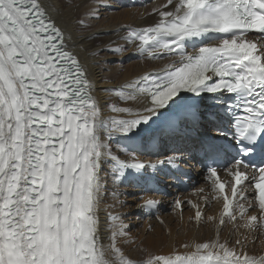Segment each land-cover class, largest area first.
<instances>
[{
  "label": "snow or ice",
  "instance_id": "1",
  "mask_svg": "<svg viewBox=\"0 0 264 264\" xmlns=\"http://www.w3.org/2000/svg\"><path fill=\"white\" fill-rule=\"evenodd\" d=\"M163 8L168 10L154 9L157 23L128 28L123 39L136 43L141 55L178 59L163 75L149 73L117 90L122 101L143 102L135 110L110 104L111 112L127 115L104 118L88 69L68 49L46 0H0V264H136L119 246L128 236V226L115 223L119 216L108 213L114 222L109 242L100 239L108 178L118 185L131 172L179 169L184 154L145 162L137 147L113 141L133 139L181 91L208 93L215 101V112L196 109L194 130L201 117L214 116L217 138H224L221 121L244 113L229 121L237 148L231 162L219 169V148L205 157L213 160L207 167L211 193L202 199L222 201L223 211L206 216L188 201L197 209L194 219L264 231V163L249 162L254 152L264 157V42L247 38L256 32L264 40V0H167ZM87 18L86 24L78 16L77 25L91 28L102 19L100 9L89 8ZM100 38V32L84 37L94 56L128 50L103 41L97 48ZM186 111L193 115L191 107ZM156 143L153 136L141 148ZM111 195L117 197L115 188ZM158 204L147 199L140 207L151 211ZM175 205L182 209L181 201ZM217 237L195 244V251L153 256L144 264H264Z\"/></svg>",
  "mask_w": 264,
  "mask_h": 264
},
{
  "label": "bare ground",
  "instance_id": "2",
  "mask_svg": "<svg viewBox=\"0 0 264 264\" xmlns=\"http://www.w3.org/2000/svg\"><path fill=\"white\" fill-rule=\"evenodd\" d=\"M116 2L118 4H116ZM122 2L129 4L133 10L130 11V9L127 10V8L121 9L119 4ZM46 3L51 17L65 33L68 49L76 54L84 67L88 69V74L93 84L92 93L101 106V114L104 118L113 115H127L111 112L108 107L110 104H116L120 107H133L135 110V108L143 102L122 101L119 96L115 94L117 90L128 83L138 80L141 76L153 72L166 71L168 66L178 59V57L174 55L159 59L141 55L137 51L136 43L123 39L127 34L126 30L128 28H144L157 23L160 17L158 14L154 13V9L161 8L162 10H168L163 8L167 0H46ZM95 4L96 6H94ZM65 5H68V7ZM105 5L107 6L105 7ZM89 8H99L102 19L92 22L91 28H81L77 25L76 18L78 16L84 18L86 23H88L87 14L83 16L81 13L82 11H87ZM115 9L121 10L115 11ZM90 32L101 33L100 40L95 42L97 48L101 46V41L109 46H112L111 42H118L119 45L127 47L128 53L126 52L123 56L119 54V56L117 55L118 57L108 52L99 56H94L93 52L95 49L91 47L92 42L84 39ZM247 38L257 41L258 43L263 42V40L258 39L255 34H251ZM188 50H192L190 46ZM102 56H105V59L101 58ZM139 57H142V60H137ZM114 60H116V63L114 62L113 64ZM131 60H134V62L130 63L129 61ZM128 62L130 64H127ZM213 103H215V101L211 98L205 101L204 107L206 112L211 110L210 107L214 105ZM175 105H177V102H170L166 107L160 109L159 112L167 111ZM204 120L208 121L207 124L200 123L199 126L201 125L202 129H205L204 133L207 136L205 137V142H209L217 136V132H209L211 131L210 126L214 125L215 122L211 121L208 117H205ZM156 133L160 134V152L149 151V146L144 147V153H136L139 158L148 156L149 159L162 160L166 155H180V153H183V163L188 162L191 164L190 161L195 159V157L185 153V148L193 145L198 146L201 143L197 140L192 130L181 125L177 132L169 133L167 131L155 129L152 126L142 125L135 132L136 135L144 136L145 141L148 137L151 138L155 136ZM119 137L120 136H117L115 139ZM171 147H173V149L167 152ZM221 175L227 178L223 171H221ZM123 181L118 185H113L111 178H108L109 194L106 196L101 212L103 230L100 234V239L105 245L109 242L110 225L114 222L107 220L108 213L116 216L119 211L124 212L132 210L130 216H128V219L132 220L124 221V218L127 216L121 215L119 216L120 221L115 223H119L124 219L122 222L127 226L129 223L132 226L143 224V232H145V229L148 230L142 242L140 240L142 234L140 236L133 235V232L136 230L130 232L132 236L128 235L119 242V246L125 252V255L132 258L136 264H144L145 261L153 256H173L175 254L195 251V244L213 242L218 238L217 233H219L220 241H227L228 246L234 247L238 255L247 253V256L254 257L257 260L264 258V231L252 232L243 228L239 231H235L231 224L222 227L218 226V221L209 223L196 222L194 219L193 207L187 202L191 201L192 204L198 202L201 205L205 203L202 196L209 195L211 193V188L209 187L210 182L207 181L204 174H199L198 177L192 179V189L189 192H186L181 186L175 184L174 180L168 179L167 182L169 184H167L166 187L169 193L167 194L150 195L146 190L135 189L134 191H140V193L122 198V194L126 189L132 192L130 188L123 187ZM113 188L117 191V197L115 199L111 195V190ZM198 188L205 189V192L203 194L197 192ZM148 198H157L161 202L162 208L157 216L149 214L145 209L140 207ZM140 199H142V201H140ZM177 199L183 201L184 211L182 220L181 214L175 205ZM123 201H128L127 203L129 204L132 202V205L128 204L126 206L122 203ZM173 202L174 207L170 210ZM221 206L222 201L212 199L206 204L204 213L206 216L214 215L219 217L221 214ZM135 208L136 212L133 214V209ZM162 209H165V211ZM251 214L257 213L252 210ZM177 227H180L179 231H175ZM228 230H230L229 233ZM245 237H247L246 240L244 239ZM256 238L259 239L256 241ZM236 239H241L243 241L242 246L235 245ZM136 242H138V245H135ZM186 244L193 245V247L185 248L184 245ZM143 255L146 259L143 258Z\"/></svg>",
  "mask_w": 264,
  "mask_h": 264
},
{
  "label": "rangeland",
  "instance_id": "3",
  "mask_svg": "<svg viewBox=\"0 0 264 264\" xmlns=\"http://www.w3.org/2000/svg\"><path fill=\"white\" fill-rule=\"evenodd\" d=\"M116 4H118L117 2H116ZM94 6H96V4L94 5ZM93 6V7H94ZM119 6H121L120 8L121 9H126L127 8V10H129L130 9V11L131 10H133L132 8H131V6L129 5V4H126V3H124V2H122V3H120L119 4ZM121 9H115V11H119V10H121ZM83 16H85L86 14H87V11H82V13H81ZM85 14V15H84ZM87 24V23H86ZM115 44H117V45H119V43L117 42V43H115ZM130 50V49H129ZM127 51H125V52H122V53H120L121 54V56H123V54H125ZM128 53V52H127ZM105 54V53H104ZM111 54V53H110ZM112 55V54H111ZM117 56V55H116ZM119 56V55H118ZM117 56V57H118ZM101 58H103V59H105V56H102ZM142 60V57H139V59L137 58V60ZM134 60H136V59H134ZM134 60H131V61H129L130 63L131 62H134ZM106 62H109V61H106ZM114 62L116 63V60H114L113 61V64H114ZM127 63V64H130V63ZM110 183V182H109ZM109 189V188H108ZM123 193V192H122ZM108 194H109V192H108ZM125 196H128V194L125 192V194L123 193L122 194V198L123 197H125ZM124 205H128L129 203H127L126 201L124 202H122ZM129 205H132V203H130ZM173 207H174V203H172V208L170 209V210H172L173 209ZM175 209V208H174ZM170 210H169V212H170ZM129 212V213H128ZM132 212V210H127V211H124V212H122V211H119L118 212V214L116 215V216H121V215H124V216H127V217H123L124 219H122L121 220V222L124 220V221H126V220H132V219H128V216H130V213ZM134 212H136V208L135 209H133V214H134ZM132 215V214H131ZM135 226V227H134ZM153 229V228H152ZM179 229H180V227H177V228H175V231H179ZM134 230H136L135 232H133V235L134 236H140L141 234H142V237L140 238V240H141V242L143 241V239L145 238V236L147 235V232H148V230L147 229H145V232H143V224H136V225H130V223H129V225H128V228H127V231L129 232L128 233V235H131L132 236V234H130V232L131 231H134ZM151 230V229H150ZM165 230V229H164ZM138 231V232H137ZM141 231V232H140ZM259 238H256L255 240L257 241ZM135 245H138V242H136L135 243ZM153 253H154V250H153ZM145 255H147V254H145ZM143 258L144 259H146V257L143 255ZM130 259H132V258H130ZM133 260V259H132Z\"/></svg>",
  "mask_w": 264,
  "mask_h": 264
}]
</instances>
